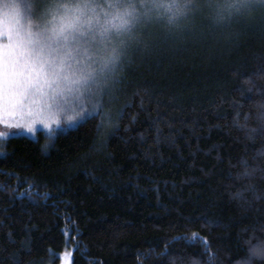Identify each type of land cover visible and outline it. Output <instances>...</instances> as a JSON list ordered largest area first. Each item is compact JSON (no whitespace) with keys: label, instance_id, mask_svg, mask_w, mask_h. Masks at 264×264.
Here are the masks:
<instances>
[{"label":"trees","instance_id":"trees-1","mask_svg":"<svg viewBox=\"0 0 264 264\" xmlns=\"http://www.w3.org/2000/svg\"><path fill=\"white\" fill-rule=\"evenodd\" d=\"M197 2L139 29L102 142L90 113L7 134L0 264H233L264 234V0L224 20Z\"/></svg>","mask_w":264,"mask_h":264},{"label":"clouds","instance_id":"clouds-1","mask_svg":"<svg viewBox=\"0 0 264 264\" xmlns=\"http://www.w3.org/2000/svg\"><path fill=\"white\" fill-rule=\"evenodd\" d=\"M243 0H207L215 20H224ZM200 5L197 0H0L6 39L27 75L14 99L29 119L71 110L98 117L101 142L116 121L105 96L122 68L139 29L152 21L177 25ZM10 32V36L8 35ZM233 264L264 262V234L255 228ZM216 254L206 264H216ZM184 264H201L189 258Z\"/></svg>","mask_w":264,"mask_h":264},{"label":"rangeland","instance_id":"rangeland-1","mask_svg":"<svg viewBox=\"0 0 264 264\" xmlns=\"http://www.w3.org/2000/svg\"><path fill=\"white\" fill-rule=\"evenodd\" d=\"M7 23L2 14H0V93L3 91V83L5 78V70H15L23 75H27L23 63L19 59L17 52H13L9 55V42L5 38L7 35ZM116 80L112 85L109 93L105 96V104L107 105V98L115 90ZM88 113L85 112L81 115H75L71 110L63 113H59L51 118H39V119H13L10 117L0 116V132L6 134H23L29 136H35L37 132L41 133L49 138L58 132L63 131L75 125L84 119ZM9 136L0 137V151L4 146V141ZM69 255H64V260L62 264H70Z\"/></svg>","mask_w":264,"mask_h":264},{"label":"snow or ice","instance_id":"snow-or-ice-1","mask_svg":"<svg viewBox=\"0 0 264 264\" xmlns=\"http://www.w3.org/2000/svg\"><path fill=\"white\" fill-rule=\"evenodd\" d=\"M10 36V32H8ZM14 52L13 48L9 44V55ZM24 76L15 70H5V78L3 83V91L0 93V116L10 117L13 119H27L22 110L18 107L15 96V85L19 83L20 78ZM6 133L0 132V137L6 136Z\"/></svg>","mask_w":264,"mask_h":264}]
</instances>
